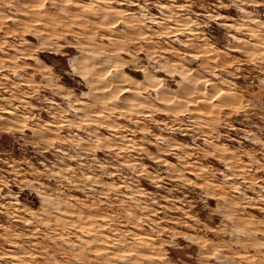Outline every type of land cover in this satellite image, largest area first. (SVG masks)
Returning <instances> with one entry per match:
<instances>
[{
	"label": "rangeland",
	"instance_id": "374dc122",
	"mask_svg": "<svg viewBox=\"0 0 264 264\" xmlns=\"http://www.w3.org/2000/svg\"><path fill=\"white\" fill-rule=\"evenodd\" d=\"M0 264H264V0H0Z\"/></svg>",
	"mask_w": 264,
	"mask_h": 264
},
{
	"label": "bare ground",
	"instance_id": "6f19581e",
	"mask_svg": "<svg viewBox=\"0 0 264 264\" xmlns=\"http://www.w3.org/2000/svg\"><path fill=\"white\" fill-rule=\"evenodd\" d=\"M119 9H120V8H119ZM108 10H109V9H108ZM112 10H113V11H116V10H118V9H117V8H114V9H112ZM121 11H122V9H121ZM110 12H111V11H110ZM110 12H109V13H110ZM122 12H123V11H122ZM122 12H120V13L122 14ZM123 14H124V13H123ZM123 16H124V15H123ZM121 71H122V70H121ZM124 74H126V76L130 77V75H129L128 73H124ZM131 88H132V87H131L130 85L128 86V85L125 84V85L123 86V88H122V89H123L122 91H123L124 93H126V92H130ZM122 94H123V93H122ZM5 112L10 113L8 110L5 111ZM11 114H12V113H11Z\"/></svg>",
	"mask_w": 264,
	"mask_h": 264
}]
</instances>
